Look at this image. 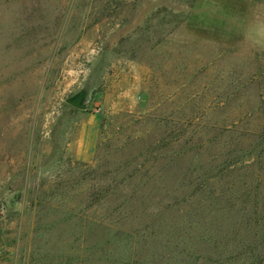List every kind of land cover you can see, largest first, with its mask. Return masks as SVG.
<instances>
[{"label":"rangeland","instance_id":"rangeland-1","mask_svg":"<svg viewBox=\"0 0 264 264\" xmlns=\"http://www.w3.org/2000/svg\"><path fill=\"white\" fill-rule=\"evenodd\" d=\"M0 264H264V0H0Z\"/></svg>","mask_w":264,"mask_h":264},{"label":"water","instance_id":"water-1","mask_svg":"<svg viewBox=\"0 0 264 264\" xmlns=\"http://www.w3.org/2000/svg\"><path fill=\"white\" fill-rule=\"evenodd\" d=\"M72 105H74L76 108H79V109H85L86 108V106L81 103L80 99L72 102Z\"/></svg>","mask_w":264,"mask_h":264}]
</instances>
